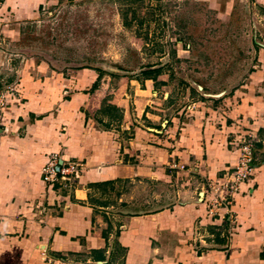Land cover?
<instances>
[{"label": "crops", "instance_id": "1", "mask_svg": "<svg viewBox=\"0 0 264 264\" xmlns=\"http://www.w3.org/2000/svg\"><path fill=\"white\" fill-rule=\"evenodd\" d=\"M55 2H0V44L13 52L0 90H17L0 122V264H264V46L229 95L165 118L152 78L111 80L19 47ZM249 131L259 140L250 181L209 212L207 183L235 165L232 140ZM51 153L82 164L76 184L42 181ZM135 178L169 183L174 200L143 215L88 203L90 184Z\"/></svg>", "mask_w": 264, "mask_h": 264}, {"label": "rangeland", "instance_id": "2", "mask_svg": "<svg viewBox=\"0 0 264 264\" xmlns=\"http://www.w3.org/2000/svg\"><path fill=\"white\" fill-rule=\"evenodd\" d=\"M260 45L264 5L255 0H57L43 7L19 47L36 60L62 62L111 80L156 70L151 75L160 100L156 107L168 118L194 102L229 95L252 69ZM8 50L0 52V61H13ZM112 86L113 81L108 90ZM92 193L100 207L135 215L174 200L169 183L152 179L120 180ZM114 260L104 264H119Z\"/></svg>", "mask_w": 264, "mask_h": 264}, {"label": "built area", "instance_id": "3", "mask_svg": "<svg viewBox=\"0 0 264 264\" xmlns=\"http://www.w3.org/2000/svg\"><path fill=\"white\" fill-rule=\"evenodd\" d=\"M0 52L8 53V47L0 44ZM11 62L0 61V68L8 70ZM14 92H17L14 86H7L4 90H0V122L8 100H17V97L12 96ZM258 141V136L254 131L239 133L233 138L232 146L237 153V161L224 176L214 182L207 183L206 196L207 203L210 206L209 212L214 208L229 205L231 198L241 192L242 185L250 181L254 170V155ZM173 166L176 167L175 164ZM82 172L83 166L79 162L64 159L59 153H51L41 170V176L45 184L64 181L74 185L79 180ZM45 254V251H43V255ZM65 261V259L59 258L58 263L65 264Z\"/></svg>", "mask_w": 264, "mask_h": 264}, {"label": "trees", "instance_id": "4", "mask_svg": "<svg viewBox=\"0 0 264 264\" xmlns=\"http://www.w3.org/2000/svg\"><path fill=\"white\" fill-rule=\"evenodd\" d=\"M156 70H152V69H145L141 72L143 78L145 79H151V75L153 73H155ZM120 181V180H119ZM107 184H114V181H107V182H103V183H93V184H90L89 187L91 189H96L102 185H107ZM89 204L91 205H96V199H94L93 197H91V195H89V200H88ZM106 234L103 233V237L105 238V240L107 239V237L105 236ZM105 251L104 250H98V251H93V255H92V259L94 261H101V262H104L106 257H105Z\"/></svg>", "mask_w": 264, "mask_h": 264}]
</instances>
